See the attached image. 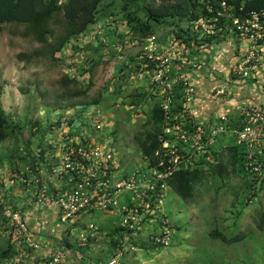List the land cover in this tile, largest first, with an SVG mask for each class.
I'll use <instances>...</instances> for the list:
<instances>
[{
  "label": "built area",
  "instance_id": "built-area-1",
  "mask_svg": "<svg viewBox=\"0 0 264 264\" xmlns=\"http://www.w3.org/2000/svg\"><path fill=\"white\" fill-rule=\"evenodd\" d=\"M221 6L222 11L192 20V31L198 35H214L221 30L219 16L229 14L224 10L230 8L224 1ZM231 28L239 41L246 45L244 53L231 65V73L243 79L257 77L261 73L260 47L264 45V6L259 11L247 13L242 19L231 17ZM177 32L174 28L170 29L163 41L155 34L147 37L140 44L139 57L148 59L150 67L146 63H139L135 73L126 70L131 75L130 79L137 78L147 85L144 91L154 95L164 111L165 122L157 151L161 169L150 168L144 162L143 171L138 166L123 171L113 147L106 144L111 140L94 142V138L101 137L98 133L105 123L104 115L95 105L75 106L65 112H57L54 119L58 122L53 124L51 135L60 157L52 173L57 177H66L68 184L73 181V187L48 193L47 187L42 185L38 189L36 202L42 208H53L60 223L69 226L82 211L92 206L99 211L117 208L118 224L122 227L133 229L142 224L158 222L157 230L142 237L146 243L169 246L174 233L173 224L159 208L168 189L166 178L174 170L191 168L210 148H216L217 139L226 133L237 147L244 179L251 185H258L260 176L264 174V104H241L232 123L227 114H220L211 123L194 121L191 105L196 87L189 80L185 68L197 69L198 61L192 56L194 48L187 46L183 35ZM122 48L119 44L116 46L117 51ZM259 80L264 93V77H259ZM177 87L180 88L179 107L172 111L174 97L179 94ZM226 93L224 86L213 91L216 97H223ZM122 192L128 193V201L119 205L117 197ZM157 209L160 214H157ZM7 212L5 216L10 223L5 233L8 235V231H11L18 253L6 260L5 264H18L24 258L26 263L29 252L21 245L25 244L30 251L37 250L39 246L28 232L23 212L20 209ZM93 229L96 230V226L90 225L89 231ZM133 235L135 239L141 238L134 232ZM62 250L57 248L51 254L39 256L34 263L63 264ZM105 264L120 263L114 255Z\"/></svg>",
  "mask_w": 264,
  "mask_h": 264
},
{
  "label": "trees",
  "instance_id": "trees-1",
  "mask_svg": "<svg viewBox=\"0 0 264 264\" xmlns=\"http://www.w3.org/2000/svg\"><path fill=\"white\" fill-rule=\"evenodd\" d=\"M222 1H224L226 6H230V8L224 10V13L227 11L229 14L219 16L221 30L217 31L214 35H198L193 32L190 22L197 18L207 16L210 13L222 11ZM263 6L264 0H0V37L6 25L15 24L20 26L18 35L41 47L40 50L32 52L35 55H32V53H17V58L20 61H30L31 56L40 55H46L53 60H57V54H60L68 45L73 52L83 51L82 46L77 45V43L74 44V39L86 33L91 25L100 22L101 19H107L120 13L124 22L128 25L126 34L120 35V38L124 40L122 46H125V42L126 45L128 43H135L140 46L147 37L155 33L159 25H165L178 30L177 34L183 35V40L186 45L193 47L195 51L200 46L220 41L223 32L231 28V17L238 19L245 18L247 13L259 11ZM234 33L236 35V32ZM87 48L92 51L98 49L96 44L90 45ZM140 54L141 49L137 56L129 57L122 62L121 67L123 72L128 70L131 73H135L138 70L139 63H146L147 67H150L151 63L148 62V59L140 58ZM92 68L93 66H90L89 69H84L83 72L91 73ZM77 77L75 75L71 77L64 75V80L68 84L76 85L78 83ZM92 85L90 74L84 88L74 86L68 93V96L64 97V94H59L57 98L65 100L64 106L68 108L77 105L87 106L97 104L99 100L88 94ZM2 87L3 82L0 72V95ZM177 91L179 94L174 97L175 105L172 106V111H176L179 107V87H177ZM127 95L129 98L128 109L133 108L135 114L138 111L136 108L147 101L150 102L145 119L139 121L133 130L132 142L134 149L148 167L161 169L159 166L160 156L157 151L160 146L159 135L162 132L165 121L164 111L160 102L149 92H138L136 88L132 89ZM54 103L55 107L58 108V103ZM128 111H124L122 115L124 118L128 115ZM55 121L58 122L55 119L54 122L49 124L46 131L42 129L38 121L34 120L31 122L30 133L32 135H39L40 138L38 151L31 153L25 147L24 152H20L17 143L21 136L20 124L12 121L4 113L0 105V142L12 139L15 144L13 149L7 150L5 155L0 157V165L3 160H6L10 172H13L16 168L15 165L12 166L13 163L15 164L19 159L27 160V165L32 169H36L34 176L37 181H31L27 173L23 174V179L25 180V185L36 184V189L34 190L35 197L37 196L38 189L42 185L47 187L48 193H54L52 182L43 179L44 176L40 173L44 170L48 175H51L53 167L55 166L52 162L54 155L49 150L51 146L47 142L45 144L44 140L45 135L52 132L53 124L56 123ZM112 133H114L113 130ZM27 153H30V156ZM239 159L237 147L234 144L222 147L221 149L210 148L208 152L194 162L191 168H180L171 172L166 178L167 186L183 203L193 205L196 203L195 197L198 194L197 186L202 185L208 178L214 180L218 177L220 180H224L226 176H229V173L233 170ZM243 180L251 190L249 198L257 199V210L251 217L249 226L238 228L227 233L226 228L222 227L218 222H213L206 231L205 239L208 242H217L219 247L235 245L240 243L251 232L264 231V174L260 176L257 186L251 185L245 179ZM157 193L155 192L154 194ZM18 209L22 211L21 208ZM139 227L129 229L117 223L95 237L86 234L83 240H72L71 235L67 234L63 237L61 245L64 248L81 253L87 259H91L90 256L94 251L92 243L96 238L102 237L112 244L110 246L125 255L126 246L131 248L138 246L145 247L143 244L146 243L144 237L141 242L134 241L135 235H133V232L141 236V233L138 231ZM175 228H178V226H175ZM28 232L30 233L29 228ZM11 234V231H8V235H5L7 238L6 246L0 250V261L2 264H5L6 260H10L18 253V250L15 249ZM21 246L27 253L29 252V255L27 256L26 263V259L24 258L18 264H35L34 262L37 258H33L34 250L30 251L29 247L25 244ZM156 247L161 246L158 244H150L148 250L151 251ZM211 249V247L209 249L207 245H204L203 251L206 253ZM210 256H207L209 264H215ZM216 257L218 255L215 254ZM98 259L101 258L98 257Z\"/></svg>",
  "mask_w": 264,
  "mask_h": 264
},
{
  "label": "rangeland",
  "instance_id": "rangeland-1",
  "mask_svg": "<svg viewBox=\"0 0 264 264\" xmlns=\"http://www.w3.org/2000/svg\"><path fill=\"white\" fill-rule=\"evenodd\" d=\"M19 28L20 26L15 24H8L5 26V30L0 37V72L3 82L0 95V105L4 113H6L12 121L20 124L21 136L17 141L20 148L19 151L24 152L25 147H27L28 151L31 153L38 151V142L40 138L39 135H32L30 133L31 122L34 120L38 121L42 129L46 131L49 124L54 122V118H56L58 111L65 112V110H69L68 107L64 106L65 100L57 98L58 95L64 94V97L68 96V93L74 88V86L77 88H84L86 81L91 74L93 85L89 89L88 94L99 100V102L94 105L95 108L104 115L102 118L105 119V123L102 124L100 132L98 133L101 134V137L97 139L94 138V142L103 143L104 141L111 140L110 143L106 144L110 146V148L113 147L116 156L118 159L120 158L119 161L120 164H122L121 169L123 171H128L134 166H138L139 169L143 171L145 169V163L142 157L134 149L132 134L134 128H136V124L145 119L150 102L147 101L140 107L136 108V110L138 109L136 114L134 113L135 110L133 108L128 109L129 98L127 94L135 88L138 92H142L147 89V85L142 80H137V78L134 80L130 79L129 76L131 75L127 74L126 71L123 72L121 67L124 60L129 57L137 56L140 51L139 45L128 42L127 45L125 43V46H123L120 51L116 50L118 44L120 46L124 44V40L120 38V35L126 34L128 31V25L124 22L121 14L118 13L110 18L101 19L100 22L91 25L86 33L74 39V44L77 43V45L82 46L83 51L73 52L68 45L60 54H57V60H53L46 55H40L31 56L30 61H20L17 58V53H32L35 52V50H40L41 47L38 44L19 36ZM172 28L173 27L170 26L159 25L154 34L163 41L168 36L169 30ZM92 31L96 33L93 34ZM92 41L97 43L96 45L98 49H96V51L87 48L92 44ZM32 55L35 54L32 53ZM90 66H93L91 73L83 72L84 69H89ZM64 75H68L69 77L72 75L78 76V83L76 85L66 83ZM54 102L58 103V108L55 107ZM126 110L129 111L128 115L124 118L122 115ZM112 130L114 133H112ZM224 136L226 138L229 137L227 133ZM225 137V145L222 147L232 145V139H226ZM44 140L45 144L49 140L54 141L51 133H47ZM14 146L15 144L12 139L0 142V157L5 155L7 150L13 149ZM222 147H219L218 149H221ZM57 148L58 146L55 143V150H57ZM27 154L30 156V153ZM56 160L59 162L58 159ZM26 161L27 160L24 161L19 159L15 164L13 163L12 166H16L13 172H10L6 160H3L0 165V250L4 249L6 246L7 238L5 232L8 229L7 224L10 223L8 217L5 216V212L20 208V203L23 199H29L34 196L36 184L25 185L23 174L27 173L29 179L36 182L37 180L34 176L36 169H32L28 166ZM243 179L244 176L241 172L240 163L236 162L233 170L229 173V176L224 178V180H220L218 177L214 180L208 178L202 185L197 186L198 194L195 197L196 203L193 205L183 204L182 201H179L177 197L175 198V194L172 193L173 196H171L174 200L172 201L173 210L178 213H183L178 221L175 219L176 214L166 208L167 194L165 195V200L159 208L162 209L165 216L173 224L174 228L172 240L169 245L171 246L173 243L172 249H170L172 252L171 257L173 258L171 260L172 264H201L202 261L208 262L207 259L202 260L207 258V253L203 251L204 245H207L209 249L210 247L213 249V251L211 249L213 252L211 259L214 260L215 264L232 257L233 245L219 247L217 242H208L205 239V242L201 244L200 260L194 256L192 258L190 255L192 252L191 242L192 238L193 240L198 239L199 232L200 234H203V232L210 227V225L205 224L206 222L210 223V220L219 219L222 220L223 224H230L231 220L227 218L228 214L226 211L230 208L229 204L231 203L233 205L234 202H238L240 192L246 191L249 193L251 191L248 185L243 182ZM50 182L52 181L50 180ZM67 186L68 189L72 188L73 181L69 182ZM230 187H236L237 194L234 196L228 194L227 189ZM169 190L168 187L167 191ZM20 193L23 194V197L18 196ZM256 210L257 204H254L248 211L250 217L255 214ZM99 212L105 213V211ZM157 214H160L158 209ZM192 214L194 215L193 219H189V216H192ZM250 217L249 219L247 218L248 223ZM85 219H87V217ZM90 219L92 220L93 217H90ZM157 219L158 218H155V220ZM94 221L99 226V229L96 226V230L93 229L92 231H89L90 227L85 224L80 228V231L71 233V239L83 240L86 237L85 234H90L95 237L102 233L104 230L100 228V217L94 219ZM175 225H178L179 228H175ZM158 228L159 223L155 222L152 225L142 224L138 231L142 233L141 236H143V234L147 235ZM98 231L99 233H97ZM188 231H193L194 233L193 236L185 240L183 235L188 233ZM142 239L143 237L139 239L134 238V241L141 242ZM98 240L101 245L99 251L101 253L100 262H103L108 255H115L121 259L120 253L116 248L110 246L112 244L109 243V241H106V239L102 237ZM94 242H97V240ZM182 243H185L189 247L181 249L180 246ZM143 244L145 247L138 246L131 248L126 246V252L129 249H141V251H143L148 249V246L152 243L149 242ZM94 247L98 248V246ZM59 248L63 249V264H65V248L63 246H60ZM157 248L159 247L154 249ZM199 248L200 241L199 247L196 249L198 250ZM241 251L245 254L244 249H241ZM215 254L218 255V257L215 258ZM110 258H108V260ZM0 264H2L1 261Z\"/></svg>",
  "mask_w": 264,
  "mask_h": 264
},
{
  "label": "crops",
  "instance_id": "crops-1",
  "mask_svg": "<svg viewBox=\"0 0 264 264\" xmlns=\"http://www.w3.org/2000/svg\"><path fill=\"white\" fill-rule=\"evenodd\" d=\"M92 33L95 34L96 32L92 31ZM91 43V45L97 44L94 41ZM245 48V43L239 41L234 33V30L228 28V31L223 32L220 41L205 45L200 49L197 48V50L193 52V58H195V60L197 59L198 61L197 69H191L189 67H186L185 69L189 76V80L196 87L195 98L191 105V113L194 121L198 123H211L220 114H227L230 117L232 123L233 119L238 114V109L241 104L245 102L264 104V93H262V85L259 80V77H264V45L260 47L261 73L257 77L243 79L238 76H234V74L231 73V65L240 55L244 53ZM220 86H224L227 93L223 97H216L213 95V91ZM90 133L93 132L91 131ZM224 137L225 136H220L217 139L214 147L219 148L224 146ZM47 143L51 146L50 150L54 155L52 162L56 167L57 164H59L56 159L59 160L60 152L58 149L55 150V142L53 140H49ZM40 174H43V179L52 181L54 186L53 192L68 188L66 177H57L56 175H53L52 172L51 175H48L44 170H42ZM231 187L227 189V192L228 194L234 196L237 194V188ZM172 193L173 192L171 190L166 192V208L171 210L172 213L176 214L175 219L178 221L179 217H182L183 213H178L173 210L172 201L174 200ZM249 194L250 192L248 193L246 191L240 192L238 202H234L233 205L231 203L229 204L230 208L226 211L228 214L227 218L231 220L230 224H223L222 220L219 219L210 220V223L206 222L205 224L211 225L213 222H218V224L226 228L227 233H230L238 228H245L246 226H249L250 221L248 223L247 218L249 219L250 214L248 211L254 204H257V199H250ZM18 196L23 197V194L20 193ZM117 198L119 205L125 204L128 201V193L122 192ZM179 201L181 200L179 199ZM20 208L23 211V218L27 227L29 228L30 235L39 246L37 250L33 251V258L42 256L43 254H51L54 250L60 246H63L61 245L63 237H65L67 234L71 235L72 232L80 231V228H82L85 224L89 227L90 225L97 226L99 229V226L95 223L94 219L100 217L99 224L102 230L108 229L110 226L117 224L119 221L117 208L107 210L105 213H101L97 211L96 207L92 206L82 211L81 214L76 219H74L67 228V225L59 222L53 208H42L38 205L35 194L32 198L23 199L20 203ZM193 216V214L192 216H189V219H193ZM86 217L88 220L85 219ZM90 217H93V221L90 219ZM194 227L196 228L195 225ZM206 231L207 230H205L203 234H200L198 231L199 235L197 240H193L192 238V252L190 253L192 258L194 256L200 260L199 256L201 252L200 249L202 247L201 244L205 242ZM193 233V231H188V233L184 234L183 237H185L186 240L193 236ZM98 239L96 238L95 241L97 240V242L92 243L94 251L90 256L91 259L85 258L79 252L65 248V264H105L111 255H108L103 262H100L98 257L101 256V253L99 252L101 245ZM106 241L108 240L106 239ZM199 241L200 248L197 250L196 248L199 247ZM94 246H98V248H95ZM172 246L173 243L169 247H159L151 251L148 249L143 251H141V249H129L125 255L120 253L121 259H119V257L117 258L120 264H172L171 260L173 258L171 257L172 252L170 251ZM184 247L189 246L185 243H182L180 248L183 249ZM241 249H244L245 254L242 253ZM206 253L207 256L213 254L211 250L207 251ZM231 255L232 257L224 260L223 262L219 261L218 264H264V231L249 233L240 243L233 245V252ZM206 259L208 260V258H204L202 260ZM201 264H209V261H202Z\"/></svg>",
  "mask_w": 264,
  "mask_h": 264
}]
</instances>
